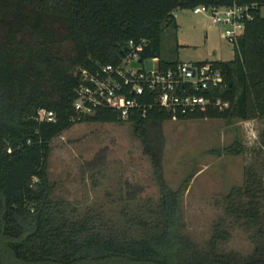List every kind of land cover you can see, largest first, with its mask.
I'll use <instances>...</instances> for the list:
<instances>
[{"label": "trees", "instance_id": "16d2710c", "mask_svg": "<svg viewBox=\"0 0 264 264\" xmlns=\"http://www.w3.org/2000/svg\"><path fill=\"white\" fill-rule=\"evenodd\" d=\"M232 5L254 6L253 18L244 25L233 59L211 63L223 86L203 94L227 107L209 106L186 116L153 107L144 117L126 119L106 107L91 114L75 110L77 91L85 84L82 71L95 75L120 65L130 41L145 42L142 59H158L161 70L174 67L177 62L161 59V35L173 13ZM262 8L264 0H0V264H264V197L250 175L225 196L223 217L204 250L178 235L175 197L162 184L160 163L165 121L264 120ZM42 110L51 112L54 122L41 120ZM124 122L132 126L160 183L162 214L155 225H163V237L158 241L148 242L142 207L122 228L119 222L108 226L112 221L102 213L78 215L52 198V140L74 124ZM241 150L236 145L228 153ZM101 166L96 160L88 170ZM229 224L251 233L255 247L249 258L218 249L229 237Z\"/></svg>", "mask_w": 264, "mask_h": 264}, {"label": "rangeland", "instance_id": "374dc122", "mask_svg": "<svg viewBox=\"0 0 264 264\" xmlns=\"http://www.w3.org/2000/svg\"><path fill=\"white\" fill-rule=\"evenodd\" d=\"M222 33L223 27L213 25L208 16L177 10L173 23L163 28L161 59L190 67L230 61L235 48ZM160 131L161 180L175 197L177 233L205 250L232 188L243 186L250 175L264 197V120L172 119L163 122ZM236 145L241 153L229 154ZM50 147L48 178L53 200L78 215L102 213L112 221L108 226L115 222L122 228L129 227L126 222L142 207L148 242L163 237V225L156 227L162 214L157 210L162 199L160 183L130 124H74ZM96 160L102 166L89 171ZM124 210H128L126 218ZM227 231L229 237L219 241V250L240 258L253 255L251 233L230 224Z\"/></svg>", "mask_w": 264, "mask_h": 264}, {"label": "built area", "instance_id": "2783aa9c", "mask_svg": "<svg viewBox=\"0 0 264 264\" xmlns=\"http://www.w3.org/2000/svg\"><path fill=\"white\" fill-rule=\"evenodd\" d=\"M254 6L245 7L232 5L229 7L197 6L194 14L206 15L213 25L223 27L222 37L233 48L238 47V39L242 36L244 25L252 20L251 10ZM145 42L138 44L130 41L127 54L114 67L107 65L95 75L85 71L81 76L85 84L77 91L75 110L91 114L97 107H106L117 112L122 119L141 113L144 117L147 110L157 107L172 115L186 116L196 110L204 111L207 107H227L220 100H214L203 94L224 84L219 70L211 63L198 67L177 64L166 70L158 67V59H142ZM151 61V70L144 69L143 63ZM139 62V69L131 63ZM152 98V104L144 101ZM41 120L54 122L51 112L42 110L38 113Z\"/></svg>", "mask_w": 264, "mask_h": 264}, {"label": "water", "instance_id": "95a60500", "mask_svg": "<svg viewBox=\"0 0 264 264\" xmlns=\"http://www.w3.org/2000/svg\"><path fill=\"white\" fill-rule=\"evenodd\" d=\"M126 50H127V48H124V51H126ZM151 65H152L151 61H149V60L145 61L143 63L144 69L147 70V71L151 70ZM131 66L133 68L139 69L141 67V64L139 62H133V63H131Z\"/></svg>", "mask_w": 264, "mask_h": 264}]
</instances>
